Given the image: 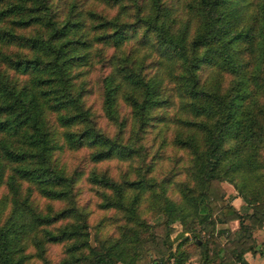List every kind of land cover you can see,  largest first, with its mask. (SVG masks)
<instances>
[{
	"label": "trees",
	"instance_id": "1",
	"mask_svg": "<svg viewBox=\"0 0 264 264\" xmlns=\"http://www.w3.org/2000/svg\"><path fill=\"white\" fill-rule=\"evenodd\" d=\"M182 6L166 0H0V264H21L25 237L40 243L42 237L58 242L83 234L71 223L46 227L74 216L71 206L41 212L32 202L34 191L48 199L71 195L82 171L67 168L64 151L86 150L93 163L133 158L143 133L154 129L160 137L172 122L169 143L188 152L186 170L195 183L223 178L250 206L244 213L223 209L237 227L216 233L233 234V245L208 249L211 237L199 234L210 236L216 219L205 191L186 192L173 181L181 197L169 198V178L154 181L143 173L152 162L136 178L90 170L86 180L111 192L100 206L132 214L145 190L155 189L170 219L197 217L201 227L186 229L199 248V264H234L254 250L245 220L264 226V0H183ZM94 69L100 71L99 110L117 125L114 135L101 128L88 102ZM188 239L167 256L171 264H186L181 245ZM115 260L131 264L119 243L91 251L92 264Z\"/></svg>",
	"mask_w": 264,
	"mask_h": 264
},
{
	"label": "rangeland",
	"instance_id": "2",
	"mask_svg": "<svg viewBox=\"0 0 264 264\" xmlns=\"http://www.w3.org/2000/svg\"><path fill=\"white\" fill-rule=\"evenodd\" d=\"M173 3L178 9H183V0H166ZM61 0H54L55 5H59ZM185 9V7H184ZM113 11V10H112ZM100 71L94 69L91 72L89 81L95 83ZM93 92L88 96V102L95 112V118L101 128L108 134H115L117 125L108 123L99 110L100 100L97 95L96 83L93 85ZM121 115H127L128 107L120 105ZM168 113L172 109L168 108ZM175 123H171L167 129L160 130V137L154 136L155 131L145 132L141 139L137 140L135 146L139 150V155L133 158L119 160L112 158L109 160L93 163L87 158L86 150H66L62 154V160L66 162L67 168L76 167L82 171L81 176L75 182L71 189V195L68 198L48 199L40 196L35 191L32 192V202L41 212L57 211L63 207L71 206L74 216H68L46 226L49 228L57 227L71 223L80 227L83 234L76 235L75 238L65 239L63 241L52 242L43 240L41 231L36 232L37 237H42L40 243L32 242L29 237L22 240V249L18 252L23 255L21 264H92L90 261L91 251L93 249L101 250L102 247L113 243H119L123 251V258L131 264H155L165 262L171 264L173 259L167 256L180 243L182 237L187 236L189 239L181 245L188 251L186 264H199V248L192 233L187 231L186 227L190 226L197 231L201 225L197 223V217L190 214L186 215L183 220L179 218L170 219L162 211L163 203L157 199V190L150 191L146 189L140 198L135 212L129 214L127 208L112 206L102 207L100 203L111 196V192L88 182L85 178L87 173L94 169L97 172H106L113 178L120 180L122 177L136 178L139 171H144L145 167L152 162L151 169L147 175L160 181L163 178H169L170 183L166 187V195L173 199L179 200L181 194L173 187V181H179L184 184L185 191H205L212 217L215 220V226L212 234L207 235L206 230H201L199 236L204 238L211 237V244L208 249L213 250L217 247L227 248L232 246L229 237L233 234L227 233L221 236L216 232L221 228L234 231L237 227V221L229 218L225 214L224 208L232 206L238 213L250 211V206L246 204L242 197L239 196L234 187L223 178L207 180L202 184H196L186 170L189 165V154L184 149L169 143ZM124 134H127L128 125H126ZM166 132V133H165ZM166 135L165 145L159 146L161 136ZM5 189L0 188V195ZM109 196V197H110ZM2 197L0 196V199ZM7 204L5 209H7ZM5 212V211H4ZM245 223L251 225L252 234L261 227L253 222V219L245 220ZM219 232V231H218ZM75 242L78 244L77 249L69 250L68 247ZM228 249V248H227ZM17 254V255H18ZM114 264H124L120 260H115Z\"/></svg>",
	"mask_w": 264,
	"mask_h": 264
},
{
	"label": "crops",
	"instance_id": "3",
	"mask_svg": "<svg viewBox=\"0 0 264 264\" xmlns=\"http://www.w3.org/2000/svg\"><path fill=\"white\" fill-rule=\"evenodd\" d=\"M254 250L245 251L241 262L234 264H264V226L253 233Z\"/></svg>",
	"mask_w": 264,
	"mask_h": 264
}]
</instances>
